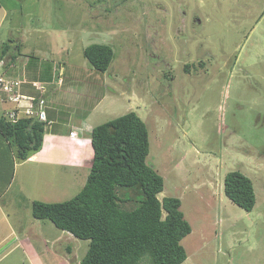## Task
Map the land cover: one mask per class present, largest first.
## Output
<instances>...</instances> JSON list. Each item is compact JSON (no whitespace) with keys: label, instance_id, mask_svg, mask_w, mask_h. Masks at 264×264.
Returning a JSON list of instances; mask_svg holds the SVG:
<instances>
[{"label":"rangeland","instance_id":"rangeland-1","mask_svg":"<svg viewBox=\"0 0 264 264\" xmlns=\"http://www.w3.org/2000/svg\"><path fill=\"white\" fill-rule=\"evenodd\" d=\"M3 12L0 41L13 40L10 53L20 41V58L39 51L49 71L56 62L50 101L71 118L84 109L92 127L135 111L146 123L147 161L164 178L158 197L180 198L192 228L180 264H264V0H0ZM92 43L114 50L104 72L83 55ZM84 141L73 130L62 143L77 151ZM26 167L25 188L19 167L7 195L18 231L0 244V264H79L89 241L33 217L31 205L72 198L89 170ZM232 170L252 180L250 211L224 194ZM7 233L0 222V239Z\"/></svg>","mask_w":264,"mask_h":264},{"label":"trees","instance_id":"trees-1","mask_svg":"<svg viewBox=\"0 0 264 264\" xmlns=\"http://www.w3.org/2000/svg\"><path fill=\"white\" fill-rule=\"evenodd\" d=\"M12 42L0 43V57L14 47ZM21 47L22 44L15 45L18 51ZM35 55L28 58H38ZM83 55L94 69L104 72L114 50L109 44L92 43L83 49ZM10 60L7 58L4 67ZM39 99L44 101V107L46 98L39 94L35 102ZM56 106L60 115L67 114V106ZM47 125L58 123L48 116L39 120L34 115L18 114L13 119L6 112L0 118V133L13 145L21 161L41 149ZM90 141L93 157L82 188L65 201L34 200L33 216L48 218L57 228L89 241L79 264L182 263L187 253L181 240L192 228L180 209V198L158 197L164 189V178L147 161L150 143L146 123L135 111H128L93 126ZM223 189L234 204L252 210L256 197L247 175L229 171Z\"/></svg>","mask_w":264,"mask_h":264},{"label":"crops","instance_id":"crops-1","mask_svg":"<svg viewBox=\"0 0 264 264\" xmlns=\"http://www.w3.org/2000/svg\"><path fill=\"white\" fill-rule=\"evenodd\" d=\"M3 18L6 20V12H3L2 16H0V23L3 21ZM1 42H3V40H1L0 43ZM15 44L22 43L20 41H16ZM35 52L39 51H35L34 49L31 51V53L24 54H35ZM6 54L8 55L7 58L9 60L11 56L14 57H12V61L10 60L9 64H7L6 67L2 69V72L9 75L10 77L17 78L21 81L19 86L20 92L29 95L30 93L27 92H29V90H32L30 89L31 87H33L35 90L37 89L36 86L33 85L34 82L45 84V92L40 93L38 89L37 92L40 95L43 94L46 98L45 105L48 104V106L46 107L45 116L47 115L48 118H50L49 120L53 123L57 122L58 126L48 125V129H50V131L44 134L41 149L36 153L32 154L28 159L21 161L18 159L17 153L15 152V148L13 147V145L8 140H6L0 133V222L6 223L7 228L9 229V233H7L5 236L2 235L0 239V244H3L5 241H7L12 234L16 235V232L18 231L10 224V211H12L13 201L10 200V197H12V195L10 197H8L7 195L10 192L13 182L17 177L19 167H21L20 170H23L25 172V176H22L21 178L22 181H25L22 183L23 188H25V186L27 185L26 180L29 178V175H27L28 169H26V166H28L31 162L63 164L64 167L71 166L79 172L80 168L82 170H89L93 157V149L90 141V131L93 126L91 127L90 124L86 121L88 114L84 112V109L82 111L83 113L71 118V116H69L68 114H64L63 112V115H60V110L57 107L56 109L52 107L53 104H57V101L56 103H53L50 101V99L52 98L53 100H57L58 98L56 97V94L59 91V89H57L59 88V86L56 83L52 82L57 78L55 79V74L52 75L51 73L53 66L55 67V69L58 68L56 62L51 59L49 71L47 62L39 58L30 59L28 58V56L20 58V56L22 55L21 51L15 50V52L10 53V49L9 51H7ZM50 86L56 87V90L51 93H48V89ZM21 104H25V101H22ZM45 105L43 107V111L45 109ZM14 108L15 104L9 101L5 97V95L0 91V118L5 115L6 112H10ZM18 114L19 116H26V114L21 111H18ZM57 115L59 117H57ZM65 118L67 119L65 120ZM87 123L88 126L91 127L90 131L83 132V126ZM65 125H67L69 128L67 129L68 132L64 131L66 130ZM73 130H76L80 137H83L88 140V143L84 141V143H80V145H77V148L75 147L77 151L74 150L73 147H69L62 143V141L69 137L70 131ZM79 130H81L82 133ZM86 151L87 155H85ZM27 235L29 236L28 233ZM18 246H20L19 242H17L12 248Z\"/></svg>","mask_w":264,"mask_h":264},{"label":"built area","instance_id":"built-area-1","mask_svg":"<svg viewBox=\"0 0 264 264\" xmlns=\"http://www.w3.org/2000/svg\"><path fill=\"white\" fill-rule=\"evenodd\" d=\"M6 63L5 57H0V72ZM4 73V72H2ZM5 74V73H4ZM20 80L17 78L10 77L5 78L0 74V91L5 95V97L15 104V108L9 112V116L15 119V116L18 115V111L25 113L28 116L36 115L39 119H45V113L43 111L42 99H39L38 102H35V97L32 95H26L20 92ZM37 89L44 91L45 85L43 83L34 82ZM22 101H25V104H21ZM72 132V131H71Z\"/></svg>","mask_w":264,"mask_h":264},{"label":"clouds","instance_id":"clouds-1","mask_svg":"<svg viewBox=\"0 0 264 264\" xmlns=\"http://www.w3.org/2000/svg\"><path fill=\"white\" fill-rule=\"evenodd\" d=\"M34 116H36V115H34ZM36 117H37V116H36ZM37 118H38V117H37ZM38 119H39V118H38ZM45 119H46V117H45ZM45 119H44V120H45ZM39 120H42V119H39Z\"/></svg>","mask_w":264,"mask_h":264}]
</instances>
